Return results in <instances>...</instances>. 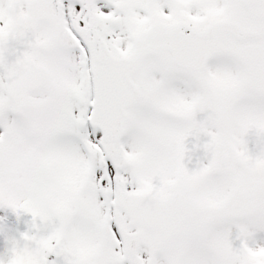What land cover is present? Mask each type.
Listing matches in <instances>:
<instances>
[{"label":"snow or ice","instance_id":"obj_1","mask_svg":"<svg viewBox=\"0 0 264 264\" xmlns=\"http://www.w3.org/2000/svg\"><path fill=\"white\" fill-rule=\"evenodd\" d=\"M0 209V264H264V0H0Z\"/></svg>","mask_w":264,"mask_h":264},{"label":"flooded vegetation","instance_id":"obj_2","mask_svg":"<svg viewBox=\"0 0 264 264\" xmlns=\"http://www.w3.org/2000/svg\"><path fill=\"white\" fill-rule=\"evenodd\" d=\"M106 10V9H104ZM0 217H4L5 218V222L8 224L6 227L7 230V234H14L17 235L9 226L10 225H16V224H20L22 226V228L24 229V231L27 229V224L25 222V218L20 216L19 218L11 211V210H6V209H0ZM26 253H22L21 257L17 258V264H31L29 261H31L32 259H34L33 257H31L27 251L25 250Z\"/></svg>","mask_w":264,"mask_h":264},{"label":"rangeland","instance_id":"obj_3","mask_svg":"<svg viewBox=\"0 0 264 264\" xmlns=\"http://www.w3.org/2000/svg\"><path fill=\"white\" fill-rule=\"evenodd\" d=\"M107 10V9H106ZM22 217V216H21ZM23 217L25 218V222L26 224L28 225V222L30 221L31 217L27 214L23 215ZM5 223V226H7L8 224L4 221ZM17 235L20 233V232H23L24 229L22 228V226L20 224H16V225H10L9 226ZM8 233V232H7ZM7 235H14V234H7ZM259 242H264V239L260 240ZM6 250H7V243H6V237L5 236H0V255H3L6 253ZM22 253H26L25 251L24 252H21L18 254V257H21V254ZM31 264H35V260L32 259L31 261H29Z\"/></svg>","mask_w":264,"mask_h":264}]
</instances>
